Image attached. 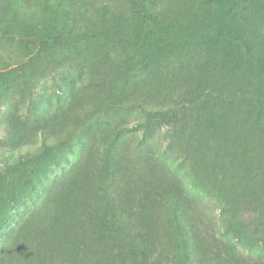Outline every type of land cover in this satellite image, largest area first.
Wrapping results in <instances>:
<instances>
[{"label":"rangeland","instance_id":"obj_1","mask_svg":"<svg viewBox=\"0 0 264 264\" xmlns=\"http://www.w3.org/2000/svg\"><path fill=\"white\" fill-rule=\"evenodd\" d=\"M0 81V264H264V0H0Z\"/></svg>","mask_w":264,"mask_h":264},{"label":"trees","instance_id":"obj_2","mask_svg":"<svg viewBox=\"0 0 264 264\" xmlns=\"http://www.w3.org/2000/svg\"><path fill=\"white\" fill-rule=\"evenodd\" d=\"M60 0H43V2L45 3V4H47L48 6H54L55 4H57L58 2H59ZM66 1V0H65ZM57 14H58V16L61 18H64L65 17V12H64V10H58L57 11ZM1 82V81H0ZM0 194H1V191H0ZM2 226H4V223H2V222H0V228L2 227Z\"/></svg>","mask_w":264,"mask_h":264}]
</instances>
